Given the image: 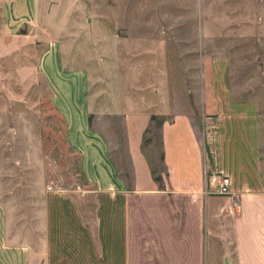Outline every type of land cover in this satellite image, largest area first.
Instances as JSON below:
<instances>
[{
	"label": "crops",
	"instance_id": "crops-1",
	"mask_svg": "<svg viewBox=\"0 0 264 264\" xmlns=\"http://www.w3.org/2000/svg\"><path fill=\"white\" fill-rule=\"evenodd\" d=\"M193 1L200 11L174 12L186 0H0V37L18 36V45L37 31L45 45L37 72L85 181L57 187L39 172L20 193L0 178V264H264L261 103L235 95L220 43L241 20L264 28V9L227 16ZM178 19L212 22L173 27ZM76 36L100 39L99 91ZM155 116L166 117L160 180L144 151ZM122 145L126 169L112 154ZM220 173L231 196L217 192ZM235 197L240 214L231 213Z\"/></svg>",
	"mask_w": 264,
	"mask_h": 264
},
{
	"label": "rangeland",
	"instance_id": "rangeland-1",
	"mask_svg": "<svg viewBox=\"0 0 264 264\" xmlns=\"http://www.w3.org/2000/svg\"><path fill=\"white\" fill-rule=\"evenodd\" d=\"M205 0L202 7L207 12L219 10L221 15L253 12L264 9V0ZM183 7L173 5L174 12H198L200 5L193 0H186ZM199 6V7H198ZM159 10V9H158ZM164 21H157L158 26ZM201 22L211 24V20H173V27L195 28ZM229 28L233 21H222ZM244 23L249 27H244ZM4 24L0 6V31ZM255 20L243 22L238 31L221 36L222 55L230 59L228 80L235 95L241 98H257L261 103L264 142V28ZM263 27V26H262ZM38 26H35L37 30ZM42 32L45 30H41ZM29 32L24 26L18 34ZM31 42L16 45L14 37H0V178L8 188L24 192L35 187L38 173H43L44 183L68 189L85 186L82 176L81 157L67 143L66 121L56 109L51 90L45 78L37 72L39 56L43 53L44 43L34 31ZM21 37V36H19ZM79 45L75 54L82 61H92L95 82L92 90L100 89L101 51L99 37H74ZM14 43L12 50L4 51V45ZM211 44V42H210ZM73 51L66 52L70 56ZM74 53V52H73ZM67 65V64H66ZM69 65L66 66V68ZM77 68L80 67V65ZM166 117L155 116L144 140V151L150 160L155 176L163 173L161 161L160 125ZM114 122V121H113ZM101 126L100 120L94 122ZM115 130L120 124L114 122ZM93 124V122H92ZM109 126V123H106ZM115 131V133H116ZM116 142L123 143L120 131L116 133ZM123 145L112 152L113 157L124 169L128 162L123 153ZM264 152V144H263ZM23 191V192H22ZM26 191V189H25ZM87 215H91L87 210Z\"/></svg>",
	"mask_w": 264,
	"mask_h": 264
},
{
	"label": "built area",
	"instance_id": "built-area-1",
	"mask_svg": "<svg viewBox=\"0 0 264 264\" xmlns=\"http://www.w3.org/2000/svg\"><path fill=\"white\" fill-rule=\"evenodd\" d=\"M216 182V188H217V192L220 195L223 196H231V190H230V186H231V179L228 175H225L223 173H220L216 176L215 179ZM241 200L237 197H235L234 199V205L233 208L231 210V213L233 214H240L241 213Z\"/></svg>",
	"mask_w": 264,
	"mask_h": 264
},
{
	"label": "trees",
	"instance_id": "trees-1",
	"mask_svg": "<svg viewBox=\"0 0 264 264\" xmlns=\"http://www.w3.org/2000/svg\"><path fill=\"white\" fill-rule=\"evenodd\" d=\"M153 173L156 174V171H155L154 169H153ZM156 179H157V180H160L161 177L156 175Z\"/></svg>",
	"mask_w": 264,
	"mask_h": 264
}]
</instances>
